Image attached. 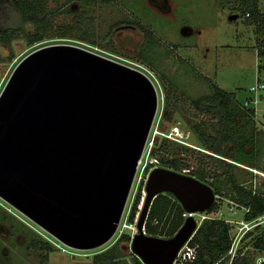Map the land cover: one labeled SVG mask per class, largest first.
I'll return each instance as SVG.
<instances>
[{
    "label": "water",
    "instance_id": "1",
    "mask_svg": "<svg viewBox=\"0 0 264 264\" xmlns=\"http://www.w3.org/2000/svg\"><path fill=\"white\" fill-rule=\"evenodd\" d=\"M157 108V89L137 68L74 44L31 51L0 94V197L67 245L104 244L123 217ZM145 190L132 250L145 264H173L200 224L191 214L171 237L148 234L154 198L171 192L198 213L218 195L161 166Z\"/></svg>",
    "mask_w": 264,
    "mask_h": 264
},
{
    "label": "rangeland",
    "instance_id": "2",
    "mask_svg": "<svg viewBox=\"0 0 264 264\" xmlns=\"http://www.w3.org/2000/svg\"><path fill=\"white\" fill-rule=\"evenodd\" d=\"M2 4L0 26L20 24L10 2ZM46 6L57 13L58 32L68 34L45 38L31 45L26 33L34 31L35 23L26 22L22 24L25 32L14 35L10 42L0 38V94L18 63L36 47L59 43L85 47L137 68L150 77L157 89L158 108L149 140L155 139V146H159L162 139L172 136L178 126L180 134H176L183 141L169 138L171 145L179 150L169 156L184 157L191 169L199 165L198 153L208 152L193 130L194 122L203 116L192 107L191 99L211 93L213 84H217L236 93L239 102L245 103L251 94L250 88L264 81V57L260 56L258 48L259 41L264 40L263 26L249 24L240 15L250 9L245 0H111L107 3L102 0L92 3L86 0L73 3L46 0ZM258 6L264 13V0H259ZM80 14L88 17L93 33L87 34L84 28L79 30L82 25L78 20ZM233 14H238V18L231 19ZM120 20L122 24H119ZM137 21L151 31L150 36ZM81 35L87 36L88 41L81 40ZM263 113L264 101H261L256 119L261 133L251 123L247 128L244 126L249 137L255 128L253 143L246 149L256 168L236 164L235 171L241 183L264 193ZM148 153L147 147L116 233L94 248H75L65 244L0 197V264H100L95 255L114 246H117L118 264H135L132 241L121 237L134 231L125 224L131 226L128 216L132 203L140 183L145 180L146 184L150 174L147 163H151L152 155ZM222 188L230 195L228 183L223 182ZM145 197L146 192L143 201ZM221 201L218 212L211 215L226 219L230 225H239L238 221L244 218V209L230 198ZM207 215L210 216L206 211L195 217L202 223ZM36 239L52 244L47 260H43L45 250L33 247L32 242ZM249 240L243 243V249L249 248L252 256L256 255L258 250L251 247Z\"/></svg>",
    "mask_w": 264,
    "mask_h": 264
},
{
    "label": "trees",
    "instance_id": "3",
    "mask_svg": "<svg viewBox=\"0 0 264 264\" xmlns=\"http://www.w3.org/2000/svg\"><path fill=\"white\" fill-rule=\"evenodd\" d=\"M4 1L10 2V6L15 9L20 23L17 25L2 24L0 26V38L5 42H10L12 37L20 32L24 33L25 30L22 24L26 22L35 23L34 31L30 34L26 33L31 45L41 42L45 38L65 37L68 34L58 32L57 13L47 9L46 0H0L1 7L4 6L2 4ZM80 1L85 0H67L68 3ZM102 1L107 3L111 0ZM245 1L250 9L245 10L244 14L240 15L244 17L247 12H250V16L244 20L249 24L257 23L261 27L263 26V30L261 28V32H263L264 13L258 6L259 0ZM86 2L92 3L95 0H86ZM78 20L82 24L79 30L84 28L87 34H90V31L94 32L89 24L88 17L80 14ZM122 23L123 21L120 20L119 24ZM136 23L140 24L147 35H151V31L141 21ZM79 38L84 41L89 39L85 35H81ZM258 48L260 56L264 57V40L259 41ZM190 103L197 114L203 116L201 120L194 122L193 130L198 135L202 147L208 152H199V165L197 168L191 169L188 160L184 157L169 156L170 153L179 150H176L171 145L170 139L165 137L160 145L155 146L152 150L153 156L159 160V166L184 172L211 185L219 198L207 211L210 215L218 212L221 200L225 197L230 198L231 201L233 200L238 207L248 208L249 211L245 215L247 219H253L264 214V193L254 186L241 183L235 171L236 164L256 168V163L254 164L251 159L252 155L246 149L248 145L253 143L255 128L251 133V137L244 130V126L247 128V125L251 123L258 132H262L257 129L254 108L245 105V103H240L236 93L229 92L217 84H213L211 93L194 97ZM186 150L190 149L187 148ZM209 178H212V182L209 181ZM223 182L228 183L230 186V195L223 190ZM145 192V180H143L139 185L129 212L128 220L130 223H137L138 221L144 203L143 193ZM185 211L183 205L173 193L158 194L150 207L145 223V232L163 237L173 236L186 220ZM248 237L250 238L251 247L264 252V226H256L254 230L248 233ZM121 238L130 241L131 235L124 234ZM190 242L198 246V255L196 260L186 264H215L227 254L231 247V225L226 219L216 217V215L206 217ZM32 245L35 249L45 250L43 260H47V253L53 249L50 242L41 239L34 240ZM117 257V246H114L103 253L96 254L95 260L100 264H118ZM252 257V254L250 256L246 254L243 260L246 264H249ZM135 264H144L137 255L135 256Z\"/></svg>",
    "mask_w": 264,
    "mask_h": 264
},
{
    "label": "built area",
    "instance_id": "4",
    "mask_svg": "<svg viewBox=\"0 0 264 264\" xmlns=\"http://www.w3.org/2000/svg\"><path fill=\"white\" fill-rule=\"evenodd\" d=\"M250 16V12H247L246 15L244 16V19ZM251 94L247 99L245 100V105L253 107L255 110L256 114V119H257V110H258V104L261 101H264V81H259L257 84L253 85L250 88ZM263 118H264V113H263ZM153 127H151V130L149 132L146 145L144 147L143 154L138 162V168L139 169L140 165L143 163V160L145 158V150L148 147V154L149 156L152 155V158L150 160L151 163H147V166L149 171L151 172L154 168L159 166V160L157 157L153 156L152 150L155 146V139L149 140L151 136ZM180 134V128L176 126L174 130L172 131V136H166L168 138H172L174 140H180L183 141L182 138L177 136L178 133ZM177 133V134H176ZM137 174V173H136ZM264 175V174H263ZM219 196L217 197L216 201L218 200ZM244 209V218L240 221H238L239 225H231V238H232V243L229 251L227 254H225L223 257H221L215 264H236L240 262L241 264H246L245 261L243 260L244 255H251V252L248 249H243L244 245L243 243L246 242L249 237L248 233L256 228V226H264V214L259 215L256 218L253 219H247L245 217L246 213L249 211L248 208L241 207ZM233 211H236L235 208H232ZM201 213V212H198ZM193 214L194 216L197 213H190L185 211L184 216L187 218L189 215ZM211 216V215H210ZM210 216H204V219L206 217ZM122 220V219H121ZM121 223V222H120ZM136 226L134 227V225ZM131 223V226L128 224H125L126 227H133L134 231L131 234V241L134 238V235L138 232L137 228V223ZM201 224V223H199ZM120 225V224H119ZM132 229V228H131ZM192 239V237H191ZM190 239V240H191ZM187 241L185 245L181 248L179 251L176 259L174 260L173 264H186L189 262H193L194 260L197 259L198 255V246L193 245L191 242ZM245 244V243H244ZM145 264V263H144ZM249 264H264V252L258 251L256 255H253L252 259L250 260Z\"/></svg>",
    "mask_w": 264,
    "mask_h": 264
}]
</instances>
